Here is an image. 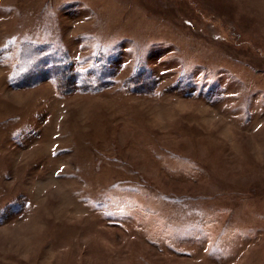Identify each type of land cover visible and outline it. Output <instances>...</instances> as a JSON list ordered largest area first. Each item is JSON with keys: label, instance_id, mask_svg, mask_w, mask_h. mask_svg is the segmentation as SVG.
<instances>
[{"label": "rangeland", "instance_id": "obj_1", "mask_svg": "<svg viewBox=\"0 0 264 264\" xmlns=\"http://www.w3.org/2000/svg\"><path fill=\"white\" fill-rule=\"evenodd\" d=\"M0 264H264V0H0Z\"/></svg>", "mask_w": 264, "mask_h": 264}, {"label": "trees", "instance_id": "obj_2", "mask_svg": "<svg viewBox=\"0 0 264 264\" xmlns=\"http://www.w3.org/2000/svg\"><path fill=\"white\" fill-rule=\"evenodd\" d=\"M36 47L38 46L28 42L21 44L20 58L22 56V59L15 67L13 74V82L17 83V85L33 83L34 80L30 81L31 78H29L33 75L35 80L41 77L52 79L57 90L61 93L72 90H91L95 87L101 88L103 86V82L98 81V77L102 76V72H97L96 75H93L95 77L94 83L91 82L92 80L83 82V80L92 79V76L83 74L77 69L74 62L67 59V56L62 54L61 51L59 53H56V51L54 53L53 51L52 54L42 53L40 48L38 47V50L35 49ZM54 56L57 60H54ZM132 75L129 83L127 82L128 88L130 87L136 91L148 89L151 91L153 89L155 83L149 72L137 70Z\"/></svg>", "mask_w": 264, "mask_h": 264}, {"label": "bare ground", "instance_id": "obj_3", "mask_svg": "<svg viewBox=\"0 0 264 264\" xmlns=\"http://www.w3.org/2000/svg\"><path fill=\"white\" fill-rule=\"evenodd\" d=\"M100 166V165H99Z\"/></svg>", "mask_w": 264, "mask_h": 264}]
</instances>
